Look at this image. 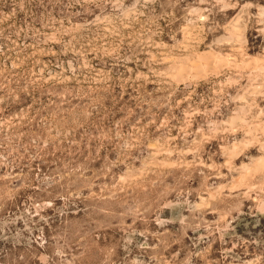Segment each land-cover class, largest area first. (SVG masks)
<instances>
[{"label":"rangeland","instance_id":"obj_1","mask_svg":"<svg viewBox=\"0 0 264 264\" xmlns=\"http://www.w3.org/2000/svg\"><path fill=\"white\" fill-rule=\"evenodd\" d=\"M263 154L264 0H0V264H264Z\"/></svg>","mask_w":264,"mask_h":264},{"label":"bare ground","instance_id":"obj_2","mask_svg":"<svg viewBox=\"0 0 264 264\" xmlns=\"http://www.w3.org/2000/svg\"><path fill=\"white\" fill-rule=\"evenodd\" d=\"M204 54H206L205 52H202V53H200V55H199V57H204L205 55ZM196 63L194 64L195 66H196V68L198 69V72H200L199 71V68L200 67H198V66H200L198 63H197V61H195ZM182 63V62H181ZM179 67H181L180 69H183V67L182 66H179ZM258 161H259V164L258 165H262V164H264V154L258 159Z\"/></svg>","mask_w":264,"mask_h":264}]
</instances>
